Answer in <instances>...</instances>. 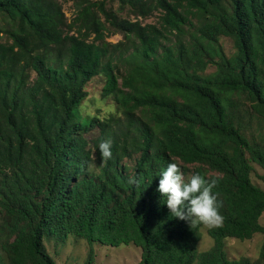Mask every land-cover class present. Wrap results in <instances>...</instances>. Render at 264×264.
<instances>
[{
  "label": "trees",
  "instance_id": "trees-1",
  "mask_svg": "<svg viewBox=\"0 0 264 264\" xmlns=\"http://www.w3.org/2000/svg\"><path fill=\"white\" fill-rule=\"evenodd\" d=\"M101 74L117 112L82 119L87 84ZM237 94L264 124V0H0V264H56L44 239L71 235L134 245L140 264H264V188L252 179L264 141L243 132ZM169 163L217 181L224 219L204 252L203 224L173 217L157 191ZM256 234V262L228 256V238Z\"/></svg>",
  "mask_w": 264,
  "mask_h": 264
},
{
  "label": "rangeland",
  "instance_id": "rangeland-1",
  "mask_svg": "<svg viewBox=\"0 0 264 264\" xmlns=\"http://www.w3.org/2000/svg\"><path fill=\"white\" fill-rule=\"evenodd\" d=\"M115 9L118 8V3H113ZM63 8L68 18H73L75 13V7L73 1L64 3ZM158 20L157 14L144 20V22H156ZM121 33L112 34L108 38L112 42H117L122 39ZM220 45L227 55H232L235 51L233 41L229 37H221ZM216 70L214 65H210L207 73H211ZM33 77L35 75L33 74ZM106 75L101 74L91 79L87 84L88 96L83 100L79 109V116L82 119L91 118L97 116L100 118L106 117L111 113L117 112V106L113 99V95H105L104 87L106 84ZM233 100L236 101V109L240 114L242 121L243 132L251 139H255L258 143H263L264 139V124L260 119L250 111V104L246 100L244 95H233ZM97 132L85 135L90 138L95 137ZM136 154L131 157L125 158L124 162L128 165H133ZM255 169L252 172V179L254 183L264 188V181L261 180L260 175L263 174V168L253 163ZM101 164L94 160L89 166V170L92 174H97ZM187 167L193 168V165H187ZM191 170L184 173L185 178L189 177ZM261 224L264 226V215L261 219ZM209 227L203 225L201 228L202 238L198 243L199 252H204L211 248L214 243V239L208 233ZM69 242L63 243L56 242L53 239H44V245L46 250L51 255L57 257L66 264H87V257L89 248H93L94 252V264H140L141 261V249L134 245H121L119 247L105 246L101 244L89 245L85 239L69 236ZM263 243V237L260 234H256L253 239L247 241H240L237 238H228L226 240V251L231 259H239L240 257H248L252 262H256L259 258L260 249ZM3 255V254H2ZM4 257V255H3ZM67 258V261L66 259Z\"/></svg>",
  "mask_w": 264,
  "mask_h": 264
},
{
  "label": "clouds",
  "instance_id": "clouds-1",
  "mask_svg": "<svg viewBox=\"0 0 264 264\" xmlns=\"http://www.w3.org/2000/svg\"><path fill=\"white\" fill-rule=\"evenodd\" d=\"M112 141L100 142L98 150L103 162L112 158ZM157 191L165 197V204L173 217L186 221L190 228L203 224L209 228L218 227L223 223L219 212L222 206L213 194L215 179L206 180L200 174H192L185 178L176 163H169L159 175ZM129 185L138 184L134 176L128 178Z\"/></svg>",
  "mask_w": 264,
  "mask_h": 264
},
{
  "label": "crops",
  "instance_id": "crops-1",
  "mask_svg": "<svg viewBox=\"0 0 264 264\" xmlns=\"http://www.w3.org/2000/svg\"><path fill=\"white\" fill-rule=\"evenodd\" d=\"M69 242V239H67L66 240V242L65 243H68ZM63 245V244H62ZM212 247V246H211ZM90 249V248H89ZM54 258V260H55V262H56V264H66L67 262H63V260H59V259H57V257H53ZM66 259V261H67V258H65Z\"/></svg>",
  "mask_w": 264,
  "mask_h": 264
}]
</instances>
